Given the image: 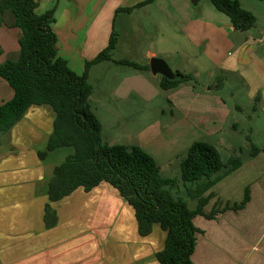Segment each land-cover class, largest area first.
<instances>
[{
	"label": "crops",
	"instance_id": "1",
	"mask_svg": "<svg viewBox=\"0 0 264 264\" xmlns=\"http://www.w3.org/2000/svg\"><path fill=\"white\" fill-rule=\"evenodd\" d=\"M36 1L35 11L40 4V0ZM140 1L56 0L52 26L57 37L55 48L67 66L81 74L85 62L98 53L96 50L84 55L96 45L90 34L93 29L90 15L91 6H97L102 11L109 9L111 14L114 10L113 24L117 33L114 52L132 53L140 49L143 34L140 21L133 19L134 27H128L127 18L143 13L153 33L144 50V61L138 63L145 64L151 57H160L173 72L180 70L197 78L200 72L208 70L211 81L204 94L195 92L187 82L162 89L159 86L162 75L152 74L150 69H136L139 75L135 76L138 81L135 88L120 91V83L125 78L111 91L102 88L103 99L126 103L133 99L150 102L148 91L158 94L164 91L171 115L179 103L180 109L186 112L188 102L199 100L194 114L184 112L179 124L176 121L166 127L170 142L153 143L154 135L160 136L162 132L160 125L153 124L140 133L138 143L125 144L139 146L151 155L160 175L167 177L162 175L156 155L168 152L166 156L171 153L170 156L184 157L193 141L214 135L216 139L206 142L217 148L222 145L221 131L229 121L228 115L237 117L243 113L242 104L231 106L222 96L210 94L223 86L227 78L236 77L246 88V97L254 111L249 120L255 121L256 117L264 115V0H238L241 7L256 18L255 25L245 31L234 29L228 17L212 4L195 11L190 0H182L181 7L175 6L177 1L153 0L131 11L124 10ZM113 2L115 5L110 9ZM148 13L152 14L150 18ZM12 22L13 18L6 11L0 26V64L18 55L20 30L11 26ZM103 22L109 23L106 19ZM110 24L111 21L109 27ZM129 28L130 34L127 33ZM109 36L110 33L103 37L99 34L101 39L106 41L107 38L102 49ZM66 48L74 55L67 53L65 57ZM113 51L112 59L93 64L89 70L105 62L118 64L115 60L121 58L114 59ZM107 74L103 75L104 79ZM103 76L101 74L100 79ZM104 79L102 87L107 81ZM12 96V87L0 77V104ZM53 119L49 106L30 105L14 126L0 133V264H160L155 253L163 248L166 232L155 223L150 233L140 235L133 208L109 183L100 182L88 190L80 186L56 201L48 199L47 185L54 166L73 151L71 147L62 146L48 151L43 159L39 157L38 152L45 149L52 132ZM228 124L238 130L235 118ZM241 160L239 167L204 193L206 196L211 192V196L203 212L240 202L246 189L249 200L242 208L226 209L213 218L203 214L193 217V224L199 229L191 255L193 264H264V151ZM46 203L56 215L53 225H47L44 220Z\"/></svg>",
	"mask_w": 264,
	"mask_h": 264
},
{
	"label": "trees",
	"instance_id": "2",
	"mask_svg": "<svg viewBox=\"0 0 264 264\" xmlns=\"http://www.w3.org/2000/svg\"><path fill=\"white\" fill-rule=\"evenodd\" d=\"M152 1L142 0L124 10L131 11L133 7ZM209 1L228 17L234 29L245 31L255 25L254 14L242 8L238 0ZM36 7V0H0V26L5 12L10 10L11 26L20 30L17 57L0 64V77L13 89L12 98L0 104V133L14 126L30 105L49 106L54 115L53 128L45 149L38 152L39 157L43 159L48 151L62 146L71 147L73 151L54 166L47 185L48 199L56 201L77 187L88 190L100 182H107L133 208L140 235L150 233L155 223L166 232L163 248L155 253L160 264H193L191 255L199 232L193 217L203 214L213 218L226 209H240L249 200L246 189L240 202L203 212L211 196V192L206 196L204 193L239 167L242 160L230 156L223 162L213 144L193 141L180 161L183 190L189 199L196 200V207L190 209L186 199L178 195L181 191L178 179L161 176L151 155L136 145L108 144L102 140L100 121L89 103L92 85L88 81V70L93 64L112 59L117 33L112 30L107 45L87 60L84 71L77 74L56 52L57 37L52 27L55 6L41 14L36 13ZM115 62L149 70L148 63L125 58ZM189 81L197 80L191 73L175 70L173 79L161 76L159 86L171 89ZM246 138L250 140L248 135ZM260 151H264V147L251 143L250 156ZM44 211L45 223L55 224L56 215L49 203L45 204Z\"/></svg>",
	"mask_w": 264,
	"mask_h": 264
},
{
	"label": "rangeland",
	"instance_id": "3",
	"mask_svg": "<svg viewBox=\"0 0 264 264\" xmlns=\"http://www.w3.org/2000/svg\"><path fill=\"white\" fill-rule=\"evenodd\" d=\"M173 1H177L175 5L176 7H181L183 5L182 0H171V2ZM168 2H170V0H168ZM39 3L40 4L38 6V10H36V13L41 14L55 6L56 0H40ZM114 5L115 2L109 6L110 9L113 8ZM190 5L191 8H193L195 11H198L205 5L211 6V3L209 0H199L197 5H193L190 0ZM96 7L97 6H91L90 15L91 25L93 26L90 34L96 40V45L92 46L90 48L91 51L85 52L84 55H89L96 50H98L96 52H100L104 46V43L107 41V38L105 41L99 37V34H102L103 37L105 34L109 35L112 30H116L115 25L113 24L114 10L111 14L109 9L102 11V8ZM7 12L9 17L13 18L11 11L9 10ZM143 15L144 17H142ZM151 15L148 13L149 18ZM104 19L108 20L109 23L111 21L112 25L110 24L109 27V23L106 24L103 22ZM133 19L140 21L139 25L143 32L139 47L140 49L132 53L113 51L112 57L114 59L128 58L133 59L136 62L144 61L143 57L146 55L144 50L148 45L147 41L149 40V37L152 36L153 30L150 25L151 23L148 22L146 14L140 13V15H137L134 13L132 16L128 17V27H134V25H132ZM127 33H131V28L127 29ZM62 42H65V39H62ZM67 53L74 55V53L69 48L64 49L65 57H67ZM105 73L108 74L104 79L103 75H105ZM101 74L103 77L100 79ZM136 75H139L137 74L136 69L130 68L126 65L111 64L109 62L92 67L91 70H89L88 81L92 85V93L89 96V103L91 105L92 111L100 121L102 140L106 143H109V141L114 142L113 144H136L138 143L140 133L144 129L151 127L153 124H158L161 126L160 128L162 132L160 136L154 135L152 138L153 143L162 144L163 142H170L171 135L169 132L165 131V129L167 126H172L176 121L177 124H179L185 111L180 109L181 104L179 103L177 109H172L173 111L171 115L169 113V106L166 101L167 93H164V91H160V94L157 92L151 93L148 91L147 95L152 98L150 102H145L142 99H133L132 102L129 101L127 103L126 101L120 102L118 100H111V102H109L102 98V88L104 90L108 89L111 91L112 89L118 87L117 84L122 78L125 79H123L120 83V91L124 92L131 88H135L137 81L135 78ZM217 75H220V73ZM194 77L197 81L187 82L189 83V87H192L195 92L204 94L206 85H208L209 81H211L210 78H208V70L200 72V78H197L196 76ZM102 79L107 80L105 82V87H102ZM210 94L222 96L231 106L240 103L244 108L243 113L237 114V117L228 115V122L234 118L238 121V130L231 129L229 127L230 125L226 121L224 128L221 131V138L224 139L222 141V145L217 148L223 162H225L230 156L234 155L239 156L241 159L248 157L251 149V143L257 145L258 147L264 145V115L256 117L255 121L249 120V117L254 115V111L251 110V104L246 97V88H244L240 80L236 79V77H229L224 82L223 86L218 87L217 90L211 91ZM185 107L187 109L185 112L186 115L194 114L199 108V100L197 99L193 102H188ZM163 110L165 112H163ZM246 135L251 137V141L245 138ZM216 138L217 135H214L213 137L209 138L202 137L200 140L210 141L211 139L214 140ZM227 142H230V144H227ZM167 153L168 152H166L163 156L156 155L157 161L162 168V175L178 179V184L181 188V191L178 193V195H181L187 200L188 207L193 208L195 207L196 202L190 200L186 196L180 179V161L183 156L181 158L178 156H170L171 153L166 156Z\"/></svg>",
	"mask_w": 264,
	"mask_h": 264
},
{
	"label": "water",
	"instance_id": "4",
	"mask_svg": "<svg viewBox=\"0 0 264 264\" xmlns=\"http://www.w3.org/2000/svg\"><path fill=\"white\" fill-rule=\"evenodd\" d=\"M199 0H191L193 5H197ZM148 66L152 74H160L168 79L175 77V72L169 67L167 62L160 57H151Z\"/></svg>",
	"mask_w": 264,
	"mask_h": 264
}]
</instances>
